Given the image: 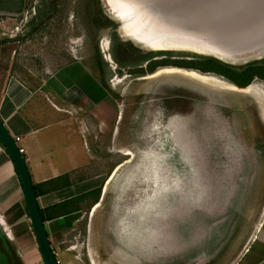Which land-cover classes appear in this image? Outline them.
<instances>
[{"label": "rangeland", "instance_id": "1", "mask_svg": "<svg viewBox=\"0 0 264 264\" xmlns=\"http://www.w3.org/2000/svg\"><path fill=\"white\" fill-rule=\"evenodd\" d=\"M123 29L105 0H27L24 12L0 27L4 41L14 42V74L44 102L43 93L51 94L46 82L60 68L72 64L87 72L73 70L69 78L72 95H86L93 120L105 126L94 158L106 165L105 177L121 166L84 252L90 247L96 264H228L264 196V81L253 79L247 94L176 74L140 78L200 58L233 68L264 62V43L221 54L155 51ZM69 109L60 114L79 129L83 113L75 105ZM28 226L9 229L13 245L0 236V264H43L35 247L34 253L28 249L34 245Z\"/></svg>", "mask_w": 264, "mask_h": 264}, {"label": "crops", "instance_id": "2", "mask_svg": "<svg viewBox=\"0 0 264 264\" xmlns=\"http://www.w3.org/2000/svg\"><path fill=\"white\" fill-rule=\"evenodd\" d=\"M26 3L27 0H0V27L13 23L24 12ZM13 44L4 41L0 34V121L12 138H19L16 144L23 149L21 155L57 263L96 264L90 247L86 253L84 247L95 239L92 221L106 198L108 183L121 164L111 170L108 177L113 176L109 180L105 177L106 165L102 167L101 158H94L93 145L96 142L102 145L100 138L106 134L105 126L98 117L93 120L92 103L86 95H72L75 84L69 78L73 70L81 75L87 72L72 64L60 68L46 82L51 94L48 97L47 91L43 93L44 102L14 74ZM61 75L64 84L60 82ZM95 85L94 90L100 94L102 89ZM52 93L58 98H53ZM74 101L78 103L73 104ZM71 105L83 113L76 130L71 125V116L60 114H70ZM97 189L100 192L96 199ZM0 220L8 234L10 228L25 227L28 222L30 228L19 178L1 142ZM31 240L34 245L29 243L28 249L34 253L33 248H37L32 231ZM228 264H264V196L252 228Z\"/></svg>", "mask_w": 264, "mask_h": 264}, {"label": "water", "instance_id": "3", "mask_svg": "<svg viewBox=\"0 0 264 264\" xmlns=\"http://www.w3.org/2000/svg\"><path fill=\"white\" fill-rule=\"evenodd\" d=\"M112 3H122L121 6L133 8L134 16H130V19L142 20L143 23L146 21V10L173 9L184 17L188 31L194 34L209 33L212 37L220 38L219 41L208 44L224 51H244L264 43V0H112ZM233 39L237 42H232ZM0 142L19 178L39 256L43 264H58L47 239L24 158L1 121ZM0 236L13 245L1 220ZM14 251L15 256L19 257V253L15 249Z\"/></svg>", "mask_w": 264, "mask_h": 264}, {"label": "bare ground", "instance_id": "4", "mask_svg": "<svg viewBox=\"0 0 264 264\" xmlns=\"http://www.w3.org/2000/svg\"><path fill=\"white\" fill-rule=\"evenodd\" d=\"M105 1H106V5L108 6L109 10L111 12H113L116 15V17L119 18V20L123 24V26H124L123 30L128 34V36H130L133 39L135 38V39L143 42L152 50H155V51L156 50L157 51L165 50L166 51V50H171V49H177V50H189L190 52H197V53L203 52L204 50L205 51L210 50L216 54H221L222 52H225L224 50H222L218 46H210L208 44V43L212 44L214 42H217L220 40V38L212 37L209 35V33L208 34H203V33L194 34L193 32L188 31L185 28L184 17H181L180 12H176L173 9H165L163 11H161V10H159V11L146 10L147 11L146 12V21H144V23H143V22H141L142 20L140 21V20H136V19H134V20L130 19V16H134V13L132 10L133 8H129L128 6H125V5L121 6V5H123L122 3L121 4L117 3V5L113 4L112 0H105ZM129 21H131V22H129ZM123 37H125V36H123ZM232 42L235 43L237 41L233 39ZM205 46H209V47L205 48ZM101 48L103 50L102 52L108 51V46H107L105 41L102 42ZM145 49H146V47H145ZM200 54H202V53H200ZM104 57L107 61L110 62V58L107 54ZM173 74H176V76L181 75V76L190 78L194 81H197L199 83L215 86V87H218L220 89L227 90V91L234 90V91L244 92V93L247 92V94L252 92V86H247L246 88L238 89L237 87L233 86L230 82L223 81V80L222 81L220 80L221 81L220 82L218 80L206 77L205 74L199 73V72L194 71V70L192 71L190 69L165 68V69H162L161 71H159L153 75L141 77L140 79L147 80V79L156 78L160 75H173ZM161 93H163V92H161ZM171 93H173V92H171ZM159 95H160V93H159ZM159 97H162V96L160 95ZM148 98H149V96H148ZM160 99H162V98H160ZM195 99H197V98H195ZM141 124H143V123H141ZM147 127H148V125H146V128ZM123 152L126 155H131V153L127 150H125ZM116 170H118V169H116ZM114 173H115V171H113V174ZM111 176H113V175H111ZM111 178L112 177H110L109 180Z\"/></svg>", "mask_w": 264, "mask_h": 264}, {"label": "trees", "instance_id": "5", "mask_svg": "<svg viewBox=\"0 0 264 264\" xmlns=\"http://www.w3.org/2000/svg\"><path fill=\"white\" fill-rule=\"evenodd\" d=\"M171 64L174 67L188 68L203 74L212 73L221 76L238 88H246L255 78L264 81V62H252L241 68L230 67L212 58H200L199 60L179 63L171 62ZM154 67V65L150 66L148 70L151 71ZM99 192L100 189L94 192L96 194V199L98 198ZM83 198L84 195L79 197V199Z\"/></svg>", "mask_w": 264, "mask_h": 264}, {"label": "built area", "instance_id": "6", "mask_svg": "<svg viewBox=\"0 0 264 264\" xmlns=\"http://www.w3.org/2000/svg\"><path fill=\"white\" fill-rule=\"evenodd\" d=\"M13 140H14V142H15V144H16L17 141L19 140V138H18V137H14ZM16 146H17V144H16ZM17 148H18V152H19L20 154H22V153H23V149H22V148H19L18 146H17Z\"/></svg>", "mask_w": 264, "mask_h": 264}, {"label": "flooded vegetation", "instance_id": "7", "mask_svg": "<svg viewBox=\"0 0 264 264\" xmlns=\"http://www.w3.org/2000/svg\"><path fill=\"white\" fill-rule=\"evenodd\" d=\"M3 240L6 242V245H7V241L3 238Z\"/></svg>", "mask_w": 264, "mask_h": 264}]
</instances>
